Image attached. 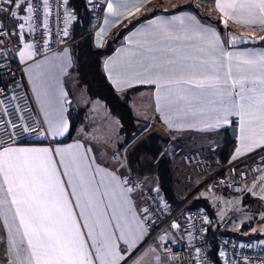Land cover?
Segmentation results:
<instances>
[{"label": "snow or ice", "instance_id": "snow-or-ice-1", "mask_svg": "<svg viewBox=\"0 0 264 264\" xmlns=\"http://www.w3.org/2000/svg\"><path fill=\"white\" fill-rule=\"evenodd\" d=\"M147 2L0 0V104L7 101L18 113L13 123L7 106L0 110V117H8L0 120L5 125L0 135V264H178L174 246L181 242L190 247V264H264L260 256L238 258L237 249H251L253 241L235 243L231 256L229 240L213 253L200 247L201 241L207 246L213 224L206 210L198 209L204 215L196 231L189 215L174 214L164 189L144 178L147 158L139 162L134 155L139 145L129 151L147 125L123 141L103 137L87 125L75 128L62 78L79 67L76 34H83L82 43L91 38L93 47L104 49L109 31L127 27L123 22H130ZM215 7L225 30L229 21L264 27V0H215ZM162 11L168 15H157L155 9L146 14L103 59L108 78L120 90L154 89L155 111L176 116L175 122L164 120L170 129L211 133L232 128L236 147L229 163L236 167L251 153H264V48H237L255 37H224L195 15ZM93 21L100 23L93 26ZM259 43L264 44V37ZM57 44L58 51L49 55ZM13 64L27 85L17 83ZM26 86L42 114L31 124L14 103L18 98L13 93ZM100 114L104 120L111 117L106 105H98ZM26 135L49 143L22 146L19 137ZM65 137L72 142L63 143L60 138ZM236 167L233 173L246 179L247 173H237ZM258 190L264 192V167L242 189L264 201ZM216 199L219 203L223 198ZM257 218L264 221V210L238 221V230ZM252 234L264 237V223L252 228ZM258 244L264 248V238ZM145 247L148 251L139 255Z\"/></svg>", "mask_w": 264, "mask_h": 264}, {"label": "crops", "instance_id": "crops-1", "mask_svg": "<svg viewBox=\"0 0 264 264\" xmlns=\"http://www.w3.org/2000/svg\"><path fill=\"white\" fill-rule=\"evenodd\" d=\"M189 2L190 0H150V2L140 4L139 7L141 8V12L137 13L135 17H130V22L134 20L136 17L140 18V16H145L146 14L148 16H151L153 14V9H155V14L157 15H168V13H165L162 11V9H168L169 12L172 14H182L183 12H187L190 15H195L198 19L201 20V22L205 25H211L217 27L219 30H225L224 25L220 22L221 13L219 10L215 7V0H212V8L214 7V11L217 15V18L213 17V20H208L204 15H202L198 10H195L191 7V5H188L184 2ZM201 1V0H196ZM210 7V8H211ZM132 11H135L134 8L131 9ZM125 15H127V12H125ZM144 20V19H143ZM124 24L127 25V27H124L122 25H117L113 27L108 35L104 38L107 41V47L102 50H110V52L107 55H104L102 58L104 59L106 56L112 55L113 51L118 48L123 40V37L126 33L130 32L133 27L129 28L126 31H123L121 34V30L123 28H128L129 21H124ZM138 24V23H137ZM136 24V25H137ZM227 29H234V30H243V29H254L256 30L254 32V36L261 35L264 32V27H261L259 25L256 26H249L244 23L235 22V21H229ZM226 29V30H227ZM260 30V31H259ZM262 30V31H261ZM113 33H118L119 35L114 39ZM222 33V32H221ZM243 34L244 32H240ZM223 36V34H222ZM253 36V35H252ZM75 43V41H74ZM111 46V47H110ZM246 47V46H243ZM248 47H254V48H264V44H259L255 46H248ZM95 48V47H94ZM242 48V47H238ZM99 49V48H97ZM50 53L49 55H51ZM102 59V61H103ZM102 70L107 78V80L110 82V84L113 86V88L116 90L117 93L120 95L129 94L130 99V105L132 107V110L137 118V124L139 128L142 126L140 125V118L136 115L137 109H140L141 105L145 104L147 102L151 108H152V115L150 117V121L147 122L145 125H147V131L143 132L141 135L138 136L137 140L133 142V145L135 142L139 141L141 138H143L146 134L155 132L160 134L164 137H169L170 142L167 147V153L169 155H176L179 151V149L183 148V144L179 141V138L183 137L182 135H186L189 133H192L189 140L190 142H193L197 137L201 138V136H209L214 135L217 132H211V133H201L195 130L192 131H176L174 128L170 129L168 126L165 125L164 120L165 118L172 120L175 122L176 116L175 114L168 115L166 117L165 112H156L155 108L157 106L156 97L154 93V89L150 87H144V86H137L133 87L131 89L127 90H120L117 89L116 86L111 82V80L108 78V74L104 70V66L102 63ZM63 86L65 90L69 93V99L71 100V103L73 104V108L69 109V112L71 114L72 119L75 122V128L79 129L82 128L84 125H87L90 130L93 129V124H96L98 121V118L100 119L101 123L105 125L107 128L113 127L117 131V135L119 137L120 141H123L125 139L124 135H122L121 131H119L120 122L118 119L111 113V117L109 120H104L101 117H96V113H98V105L103 106L106 105L102 100L93 97L89 92L82 81V76L80 73V67L76 71H73L70 76L62 78ZM34 104L36 106V110L42 119V114L39 112V105L36 102V100L33 98ZM107 108V106H106ZM107 110H109L107 108ZM117 119V122L115 124L112 123V121H115V118ZM143 126V127H144ZM197 127H201V125H197ZM230 131L231 136L234 138V133L232 131V128H228ZM76 135V132H73V137ZM188 137V136H187ZM60 138L61 140L66 139ZM179 141V143H178ZM72 138L67 143H71ZM49 141L47 140H40L37 141L35 139L32 143L24 144L22 146H29L32 144H43L47 145ZM64 143V142H63ZM133 145L129 146V151H131ZM181 147V148H180ZM257 154V152H253L250 154V156H254ZM97 155L103 157V151H98ZM248 157V156H246ZM258 161H264V157L260 158ZM262 163V162H261ZM263 164V163H262ZM264 167V164H263ZM217 170H213L211 167H208V169L203 173H197V175L192 179L193 184L196 186L197 190L195 192H199L201 195L204 194L202 197L207 202V214L208 217L213 221L212 228L209 231L210 236H214L218 232H222L225 235H233L237 239V241H243L245 243L249 241L255 242V244H258V241L264 237H261L259 235H253L252 234V228L254 225V222H249V226H245L242 229L238 230V221L243 220V212H240L236 209L237 200L236 197L243 196L247 197L248 200L252 198V200L257 201V198H254L252 195H248L245 192H243L240 195H232L226 192L225 190H214V191H207L205 189V184L208 180V178L216 173ZM253 178V177H252ZM149 184H152L153 182L156 183V178L152 176L149 178L148 176L145 178ZM251 179V178H250ZM249 179V180H250ZM247 181L245 187H250L252 185L251 182ZM191 181V182H192ZM194 192V193H195ZM216 197H221L223 199L220 200V202H217ZM225 200L231 201L230 203H225ZM257 208H260L261 210H264V207L258 206ZM258 210V209H257ZM256 211V210H255ZM217 213L220 214V216H217ZM0 222H2V218H0ZM255 222H258V218L255 219ZM247 234V235H245ZM148 251V248L145 247L139 255H143L145 252Z\"/></svg>", "mask_w": 264, "mask_h": 264}, {"label": "trees", "instance_id": "trees-1", "mask_svg": "<svg viewBox=\"0 0 264 264\" xmlns=\"http://www.w3.org/2000/svg\"><path fill=\"white\" fill-rule=\"evenodd\" d=\"M143 19H145V16L136 17L129 22L128 28H123L119 34ZM227 30H220L224 37H227ZM82 36V33H77L75 40V43L80 45L75 51L79 55L82 81L86 85L88 92L93 97L102 100L110 112L118 119L123 127L122 135L125 138H130L133 133L139 130L138 120L130 105V96L129 94L120 95L117 93L102 70V57L107 55L110 50L94 48L91 38L87 42L82 43ZM191 135L192 133L187 134L186 138L185 135H182V138L180 136L179 141L183 144V148L180 147L181 149L174 156L167 153L170 138L155 132L146 134L133 145V147L139 145L134 153L139 162H143L147 158V162L142 165L145 173L144 178L147 176L156 178V183L166 192L172 209L197 190L192 179L198 172L195 167L185 165L183 160L185 154L199 151L207 162L208 167L218 172L229 164L230 156L236 147V141L231 136L229 129L219 131L214 135L197 137L193 142L189 140ZM70 140L71 138L67 137L62 142L67 143ZM162 153L164 155L161 159ZM262 157H264V153H257L251 157V161H258ZM137 166L140 167L141 165L138 163ZM199 192H196L187 209L201 208L207 212V202ZM161 194L163 195L164 193ZM233 237L235 238V236ZM217 245L218 243L214 241L211 253L216 251ZM211 258L217 261L220 259L217 256H212Z\"/></svg>", "mask_w": 264, "mask_h": 264}, {"label": "built area", "instance_id": "built-area-1", "mask_svg": "<svg viewBox=\"0 0 264 264\" xmlns=\"http://www.w3.org/2000/svg\"><path fill=\"white\" fill-rule=\"evenodd\" d=\"M100 23L99 21H93V26ZM57 31H62V29H57ZM59 45L57 44L54 46L50 53L58 51ZM13 71L16 72L19 79L17 80V83H20L23 81L27 85V80L23 76V73L20 72L19 68L13 64L12 66ZM5 79H8V77H5ZM28 92V95L26 96L25 93ZM18 99L14 102L16 105L19 106L21 112L23 113L24 120L27 121L28 124H31L33 120L35 119H41L37 110L36 106L34 104L33 98H29L31 96V93L29 92L27 86L19 90L15 93H13ZM5 106H7L9 110V114L11 117V122L15 123L17 119L18 113L13 110V105L8 104L7 101H4L3 104H0V110H2ZM73 108V104L71 103L69 109ZM0 120L7 121L8 117H0ZM19 132V129L16 130ZM5 134V125L3 123H0V135ZM36 137L34 135H26V136H20L19 140L21 142V145L32 143ZM252 156L245 157L243 161L238 162V167L233 164H227L224 166L221 170L218 172L212 174L206 184L205 189L209 191L214 190H225L229 194L232 195H240L244 191H242L243 188H245V185L247 181L253 177V174L257 168H262L263 164L260 161H251ZM183 160L185 165L187 166H193L195 167L196 171L198 173H203L208 169V164L204 160L202 154L199 151H192L190 153H187L183 156ZM236 167V172L244 171L247 173V178L242 179L239 175L233 173L232 168ZM218 181H223V184L217 183ZM225 184H237L240 186L239 189L237 188H225ZM209 191V192H211ZM196 194L193 193L191 196L185 198L179 205H177L175 208H173V212L176 216H181V214L189 215L190 221L196 222V231L200 230L201 224V217L204 215L203 212H199L198 209L201 208H193L190 210V213H186L185 210L187 209L188 205L190 204L192 198ZM186 201V202H185ZM189 227H191V223L188 224ZM224 240H229L231 243L228 244V254L229 256L232 255V248L235 243H237V239L230 235H225L222 232L216 233L214 236H210L208 233V244L205 247V244L203 241H201L200 247L204 248L206 252L211 253L213 242H217L218 245L222 244ZM175 258L177 259V262L179 264L180 261L183 262V264H190V257L188 255L190 251V247L185 246L183 242L176 244L175 246ZM167 251H172V247H169ZM237 255L239 259H243L244 257H248L249 259L255 260L257 256H260L261 258H264V248H261L259 244H255V246L251 249L245 248V249H237ZM205 260H208L209 257L205 255ZM212 259V258H211Z\"/></svg>", "mask_w": 264, "mask_h": 264}, {"label": "rangeland", "instance_id": "rangeland-1", "mask_svg": "<svg viewBox=\"0 0 264 264\" xmlns=\"http://www.w3.org/2000/svg\"><path fill=\"white\" fill-rule=\"evenodd\" d=\"M184 3L191 5L192 8H194L195 10H198L208 20H213V17L217 18V15L214 11V7L213 8L211 7L212 6V0H201L200 2L196 1V0H190L189 2L187 1ZM234 31H236L238 33L244 32L243 34H247L249 36H252V35L254 36L255 35L254 32L256 30H254V29L237 30L236 29ZM136 115L138 117H139V115H141L139 123L143 127L144 126L143 123L146 124L147 122L150 121V117L152 115L151 106L147 102H145V104L141 105L140 109H137ZM96 117H101V115H98V113H96ZM114 120H115V122H117L116 118ZM93 125L94 126H93L92 130H98L99 134L101 136L113 137V138L119 139L116 129H114L113 127L107 128L105 125H103L101 123L99 118H98V121L96 122V124H93ZM115 146H116L115 144L112 145V147H115ZM249 182L252 183V178L249 180ZM258 194H264V192H259V190H258ZM236 200H237L236 209L240 212H243V213H241V214H243V220L248 218V217H251L253 215V212H255V210L260 209V208H257L258 206L264 207V201H261L259 199H257V201H255V200L253 201L252 198L250 200H248L247 197L239 196V197H236ZM241 200L243 201V205L246 206L245 208L241 207V203H240ZM251 221L254 222L253 228L254 227L259 228L261 226V224L264 223V221H261L260 219H258V222H255V219L249 220V222H251Z\"/></svg>", "mask_w": 264, "mask_h": 264}, {"label": "water", "instance_id": "water-1", "mask_svg": "<svg viewBox=\"0 0 264 264\" xmlns=\"http://www.w3.org/2000/svg\"><path fill=\"white\" fill-rule=\"evenodd\" d=\"M229 34H235L236 36H240V37H255V42H253V43H251V44H249V45H237V48H238V47H243V46H255V45H259V44H261V43H259L260 38H261V37H264V33L261 34V35H258V36H249V35H247V34H241V33H238V32H236V31H234L233 29H228V30H227V36H228Z\"/></svg>", "mask_w": 264, "mask_h": 264}]
</instances>
